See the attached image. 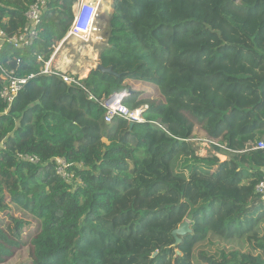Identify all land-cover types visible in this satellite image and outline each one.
I'll list each match as a JSON object with an SVG mask.
<instances>
[{
	"label": "trees",
	"instance_id": "16d2710c",
	"mask_svg": "<svg viewBox=\"0 0 264 264\" xmlns=\"http://www.w3.org/2000/svg\"><path fill=\"white\" fill-rule=\"evenodd\" d=\"M34 1L0 0V29L14 35ZM112 2L99 64L119 78L93 70L80 87L35 76L6 114L0 100V264L25 249L22 264H264V150L252 148L264 137V0ZM70 6L49 3L37 42L7 45L3 68L37 74L36 57L47 60L67 33ZM231 86L245 99L232 100ZM129 91L124 105L146 106L144 122L104 124L98 101ZM194 118L228 160L195 154ZM55 158L69 165L67 182ZM184 221L190 233L176 245ZM216 240L228 251L194 255Z\"/></svg>",
	"mask_w": 264,
	"mask_h": 264
},
{
	"label": "built area",
	"instance_id": "2783aa9c",
	"mask_svg": "<svg viewBox=\"0 0 264 264\" xmlns=\"http://www.w3.org/2000/svg\"><path fill=\"white\" fill-rule=\"evenodd\" d=\"M56 0H35L27 8L24 17L25 24L14 35L9 36L4 30L0 29V53L4 51L7 45L14 49H26L32 47L39 38V26L41 25L43 14L46 12L48 4ZM71 3L70 15L71 23L65 36L58 42L51 43L52 53L47 60L42 56L36 57V62L40 64L37 74L28 77H17L14 71L3 68L0 60L1 89L0 100L5 104L4 114L13 105L16 98L25 90L28 82L35 76L40 77H58L68 86H80L82 79L73 72L64 69L69 65H63L68 47L72 41L81 42L80 51L86 45V39L98 32V18L100 14L101 4L103 0H67ZM63 57V58H62ZM71 60V59H70ZM131 92L115 93L108 97L102 98L100 105L104 109L103 121L106 125H113L115 119H123L136 123H143L142 112L147 107H141L137 110L130 111L124 105V99L129 97ZM255 150H264V137L255 147ZM18 158L23 162L38 164L39 159L34 155L18 154ZM69 165L64 159L55 158V172L65 182L71 177L67 172ZM256 192L261 199H264V178L256 186Z\"/></svg>",
	"mask_w": 264,
	"mask_h": 264
},
{
	"label": "rangeland",
	"instance_id": "374dc122",
	"mask_svg": "<svg viewBox=\"0 0 264 264\" xmlns=\"http://www.w3.org/2000/svg\"><path fill=\"white\" fill-rule=\"evenodd\" d=\"M226 0H212V5H216L219 2H224ZM238 2V0L236 1ZM103 11L101 10L100 15H99V19H98V34L97 37L101 38V39H95L94 37H90L89 39H86L87 43L86 45L89 47V49H92V52L90 53L89 49H84L82 51H80V46H81V42H76V41H72L71 46L68 47L67 52L65 53V55L70 56L69 58L73 61V66L74 67L75 64H78L79 67H95L96 64L98 63V53H100V51L104 48H107V43H106V36H107V32H108V18L110 16V13H112V9L109 7V9H106V5H107V0L103 1ZM214 8V7H213ZM201 12V11H200ZM200 12H197L195 14H193L191 17H196L195 19H201L203 21V18H205L207 20V15H201ZM195 31V30H194ZM196 32H193L192 34H195ZM197 37V34L196 36ZM95 39V41L93 40ZM203 38H200L199 36L197 37L196 41L193 43L194 45H197L199 43H201ZM91 41V42H90ZM97 41H99V44H94ZM94 44V45H93ZM84 46V43L83 45ZM63 58V57H62ZM96 68V67H95ZM190 84V82H188ZM230 98L232 100L234 99H238L240 102L245 99V92L243 91L245 89L244 86H231L230 88ZM61 91H63L64 96L61 99H65V96L67 94H65V90L61 89ZM197 96V93L194 94H188V96H186V98L184 97L181 100V103H183L184 105H189L192 106L193 105V101L190 100L189 97H194ZM74 107H72L71 105L69 106V110H73ZM193 122H195V132L194 135L189 139V144L191 145L192 149L195 151V154L198 157H218L219 160H226L228 155L226 153H219L217 154L214 150V147H219L220 149L224 150L223 147H221V145L218 144V142L214 139H210L208 138V136L206 135L207 133V129H206V120H203L202 118L199 119H195L192 120ZM252 146V142L250 143ZM3 216L0 215V221H4V225L6 224V220H2ZM188 222V221H187ZM28 231H26L24 233H27ZM210 241V240H209ZM207 241L204 244L199 245L195 250H194V255H197L200 252H205L207 255H211L214 252H216L218 249L224 248L225 250L228 251L229 246L225 245L222 241H218L216 240L213 243L208 244ZM231 247H233L234 249L236 248L235 244H232ZM243 252H250V248L248 247V245L245 243L244 247L242 248ZM27 260V249L21 251L20 253L17 254V256H15V258L10 261L8 264H22L25 263V261ZM193 264H202L200 263L198 260L194 259L193 260Z\"/></svg>",
	"mask_w": 264,
	"mask_h": 264
},
{
	"label": "water",
	"instance_id": "95a60500",
	"mask_svg": "<svg viewBox=\"0 0 264 264\" xmlns=\"http://www.w3.org/2000/svg\"><path fill=\"white\" fill-rule=\"evenodd\" d=\"M232 1H237V0H232ZM95 70L99 71L100 73H103V74H108V75H112V76H115L117 78L120 77V75H117L113 72L112 68L109 67V68H103L99 63L96 65V68ZM134 123H130V127L133 126ZM190 233V230H189V224L187 221H184L182 224H180L176 230L173 231L172 233V236L173 238L175 239V244L178 245L179 242H180V237L182 236H185L187 234Z\"/></svg>",
	"mask_w": 264,
	"mask_h": 264
},
{
	"label": "crops",
	"instance_id": "0c3cea01",
	"mask_svg": "<svg viewBox=\"0 0 264 264\" xmlns=\"http://www.w3.org/2000/svg\"><path fill=\"white\" fill-rule=\"evenodd\" d=\"M112 5H113V2H112V0H107V5H106V9H109V7L112 9ZM112 13H110V15H111ZM94 37V36H93ZM95 38V37H94ZM96 39V38H95ZM94 39V40H95ZM99 44V42L97 41L96 43H94V44ZM93 44V45H94ZM107 47H108V45H107ZM84 49H89L88 48V46H85L84 48H83V50ZM90 50V49H89ZM92 50V49H91ZM99 55H100V53H98V63H99ZM72 61V60H71ZM97 63V64H98ZM96 64V65H97ZM71 66H73V63H71L68 67H64V69L65 70H67V71H69V72H73V73H76L82 80L83 79H85V78H87L88 77V75H89V73L91 72V71H93V70H95V67H79V65L78 64H75L74 65V67H71ZM209 138V137H208ZM221 147H223V146H221ZM224 149H225V147H223ZM248 148V147H247ZM217 154H219V153H217ZM228 155V154H227ZM218 158V157H217ZM229 159V155H228V157H227V159L226 160H228ZM220 161H222V160H220ZM225 161V160H224Z\"/></svg>",
	"mask_w": 264,
	"mask_h": 264
},
{
	"label": "bare ground",
	"instance_id": "6f19581e",
	"mask_svg": "<svg viewBox=\"0 0 264 264\" xmlns=\"http://www.w3.org/2000/svg\"><path fill=\"white\" fill-rule=\"evenodd\" d=\"M103 5H104V4L102 3V5H101V10L103 9V8H102ZM102 11H103V10H102ZM93 36H95L96 39H100L99 37H97L96 34L93 35ZM93 36H91V37H93ZM89 40H90V39H89ZM93 40H94V39H93ZM94 41H95V40H94ZM90 42H91V41H90ZM88 48H89V47H88ZM89 51H90V53L92 52L91 48H90ZM65 59H66V60H65V62L63 63V65H70L71 63H73V61H71L69 57H66Z\"/></svg>",
	"mask_w": 264,
	"mask_h": 264
},
{
	"label": "clouds",
	"instance_id": "9594fccd",
	"mask_svg": "<svg viewBox=\"0 0 264 264\" xmlns=\"http://www.w3.org/2000/svg\"><path fill=\"white\" fill-rule=\"evenodd\" d=\"M103 1H104V0H103ZM103 1H102V3H103ZM101 5H102V4H101ZM100 10H101V9H100ZM100 12H101V11H100ZM99 15H100V14H99ZM98 19H99V18H98ZM98 30H99V27H98ZM95 34L97 35V34H98V32H97V33H95ZM95 34H93V35H95ZM93 35H92V36H93ZM90 37H91V36H90ZM90 37H89V38H90ZM100 39H101V38H100ZM98 42H99V41H98ZM85 46H87V45H84V47H85ZM99 56H100V55H99ZM129 92H131V91H129ZM115 120H116V119H115ZM103 122H104V121H103ZM114 123H115V121H114ZM132 123H134V122H132ZM104 124H105V123H104Z\"/></svg>",
	"mask_w": 264,
	"mask_h": 264
}]
</instances>
